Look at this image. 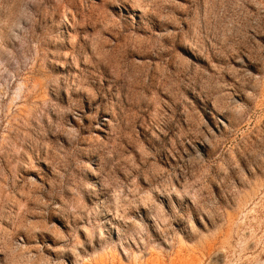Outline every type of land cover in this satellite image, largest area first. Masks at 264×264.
<instances>
[{"label":"rangeland","instance_id":"1","mask_svg":"<svg viewBox=\"0 0 264 264\" xmlns=\"http://www.w3.org/2000/svg\"><path fill=\"white\" fill-rule=\"evenodd\" d=\"M0 264H264V0H0Z\"/></svg>","mask_w":264,"mask_h":264}]
</instances>
